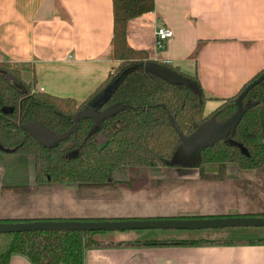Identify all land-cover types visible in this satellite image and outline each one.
Wrapping results in <instances>:
<instances>
[{
    "label": "crops",
    "instance_id": "0c3cea01",
    "mask_svg": "<svg viewBox=\"0 0 264 264\" xmlns=\"http://www.w3.org/2000/svg\"><path fill=\"white\" fill-rule=\"evenodd\" d=\"M154 7L127 20V43L186 75L195 72L210 97L204 116L264 71V0H154ZM160 25L172 37L157 49ZM112 31V0H0V61L29 64L32 92L85 101L116 65L110 57ZM262 107L264 143V101ZM116 127L117 122L102 138ZM260 178L264 181V173L242 175L231 163H206L201 169L121 166L103 184H38L32 155L0 148V220L264 216ZM123 232L95 237L138 238ZM83 261L264 264V243L104 246L86 250ZM9 263L32 264L20 255Z\"/></svg>",
    "mask_w": 264,
    "mask_h": 264
},
{
    "label": "trees",
    "instance_id": "16d2710c",
    "mask_svg": "<svg viewBox=\"0 0 264 264\" xmlns=\"http://www.w3.org/2000/svg\"><path fill=\"white\" fill-rule=\"evenodd\" d=\"M112 8L110 57L118 64L81 103L74 98L55 97L42 91L30 92L34 78L31 84L22 79V71L25 68L31 70L30 65L0 61V146L18 154L32 155L38 184H103L111 182L115 170L121 166L201 169L206 163H231L242 175L264 173V143L259 141L263 132L264 79L249 89L243 98V105L249 108L238 125L226 138L206 148L186 152L168 118L169 115L173 118L184 135H189L209 117L216 122L225 120L237 109L234 100L239 92L263 71L233 97L222 99L211 114L204 116V105L210 97L203 92L195 72L186 75L176 66L151 60L146 51L135 50L127 43V20L153 11L154 0H112ZM149 65L163 67L187 82L169 80ZM109 86H112L111 90L102 98ZM255 101L257 104L252 105ZM93 102H96L93 109L97 113L122 108L101 121L88 117L78 121L76 129L57 143L41 142L21 127L32 123L43 126L54 136L63 134L73 129L75 116ZM116 122V130L98 144L96 138ZM242 147L247 153L242 152ZM104 232H0V264H10V258L16 255L32 264H84L86 250L104 246L264 243V236L223 240L149 237L118 242H103L95 237Z\"/></svg>",
    "mask_w": 264,
    "mask_h": 264
},
{
    "label": "water",
    "instance_id": "95a60500",
    "mask_svg": "<svg viewBox=\"0 0 264 264\" xmlns=\"http://www.w3.org/2000/svg\"><path fill=\"white\" fill-rule=\"evenodd\" d=\"M150 68L157 74H161L172 81L187 82L181 76L172 73L171 71L163 68L157 67L155 65H149ZM264 79V71L261 75L256 77L254 80L248 83L242 91L239 92L238 96L235 98L234 102L236 104L235 112L225 120L216 122L213 117L207 118L201 125H199L193 132L189 135H184L179 128V125L173 120L169 115V122L180 139L183 149L186 152H191L192 150L206 148V146L213 145L219 142L221 139L227 137L231 129H234L242 116L246 113L249 107L243 105L242 100L246 96L249 89L253 86L259 84ZM112 86H109L103 93L102 98L111 90ZM97 102V101H96ZM96 102L91 103L86 106L84 110L79 112L73 120V129L67 131L63 134L54 136L48 132L44 134L39 132V129L34 127V124L27 123L21 125V127L28 132L37 140L44 142L57 143V140H62L67 138L73 130L76 129L77 122L85 119L86 117L94 119L95 121H101L106 117L114 116L117 111H119L122 106L115 107L113 109H105L101 113L95 112L93 109ZM257 104V101L252 102ZM36 125V124H35ZM0 148L7 152H12V149ZM242 152L245 149L241 148ZM168 164V162H166ZM262 226L264 227V216L252 215H223L215 217H178V218H148V219H104V220H30V221H3L0 220V232L1 233H15V232H30V231H45V230H57V231H78L80 233L89 231H134V230H146V229H172V230H193V229H223L231 227H253Z\"/></svg>",
    "mask_w": 264,
    "mask_h": 264
},
{
    "label": "rangeland",
    "instance_id": "374dc122",
    "mask_svg": "<svg viewBox=\"0 0 264 264\" xmlns=\"http://www.w3.org/2000/svg\"><path fill=\"white\" fill-rule=\"evenodd\" d=\"M116 62V65L118 64V61L114 60ZM115 66V65H114ZM31 70L29 68H25V71H22V78L24 82L27 84H31ZM24 76V77H23ZM31 89V88H30ZM32 92V90H30ZM221 104V103H220ZM219 104V105H220ZM36 129H39V132H43L44 134H48L49 130L41 127L40 125H35ZM105 133L102 132L101 135L96 139V142L98 144H102V142L106 138H102L105 136ZM49 143V142H48ZM51 143V142H50ZM256 174H259V172H255ZM254 181V180H253ZM258 182L259 184H264L263 178H260ZM256 181L254 182V184ZM243 188L247 190L246 186L244 185ZM252 192V191H250ZM213 216H219V215H213ZM119 233H124L123 231H106L102 233L104 234H114L117 235ZM126 233V232H125ZM128 233V232H127ZM130 233L137 234L138 238H196L199 236L200 238H210L215 240H223V239H238V238H244V237H253V236H264V227L262 226H253V227H231V228H223V229H214V228H208V229H193V230H172V229H146V230H134L130 231ZM100 235V234H98ZM197 237V238H199ZM135 239V238H134Z\"/></svg>",
    "mask_w": 264,
    "mask_h": 264
},
{
    "label": "built area",
    "instance_id": "2783aa9c",
    "mask_svg": "<svg viewBox=\"0 0 264 264\" xmlns=\"http://www.w3.org/2000/svg\"><path fill=\"white\" fill-rule=\"evenodd\" d=\"M155 36H156V40H155V47L158 48H162L164 45V42L171 38V30L163 25H160L156 28L155 31ZM167 63V62H166Z\"/></svg>",
    "mask_w": 264,
    "mask_h": 264
}]
</instances>
